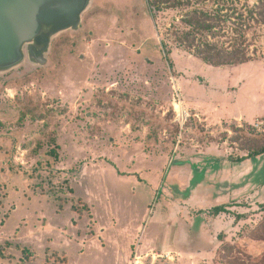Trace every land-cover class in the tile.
Wrapping results in <instances>:
<instances>
[{"label": "rangeland", "instance_id": "1", "mask_svg": "<svg viewBox=\"0 0 264 264\" xmlns=\"http://www.w3.org/2000/svg\"><path fill=\"white\" fill-rule=\"evenodd\" d=\"M263 147L264 0H93L0 70V264H264Z\"/></svg>", "mask_w": 264, "mask_h": 264}, {"label": "water", "instance_id": "2", "mask_svg": "<svg viewBox=\"0 0 264 264\" xmlns=\"http://www.w3.org/2000/svg\"><path fill=\"white\" fill-rule=\"evenodd\" d=\"M93 0H0V70L43 64L52 37L76 29Z\"/></svg>", "mask_w": 264, "mask_h": 264}, {"label": "trees", "instance_id": "3", "mask_svg": "<svg viewBox=\"0 0 264 264\" xmlns=\"http://www.w3.org/2000/svg\"><path fill=\"white\" fill-rule=\"evenodd\" d=\"M210 49H214V48H210ZM231 53V54H222L219 51L213 53V54H204V52H200V57L203 59V61L208 62L209 64L215 65V66H220V65H230V64H238V63H242L247 61V57H245L244 54H240V53ZM227 56L228 58L225 59H220L221 56ZM258 154H263L264 155V147L261 148L260 150H258L257 152H255L252 156L253 159L256 158L255 155ZM248 157V156H247ZM241 159H244L243 157ZM261 171V170H260ZM260 171L256 172V178L255 181L257 182H261L260 179ZM259 175V176H258ZM263 181V180H262ZM185 194L187 192H184ZM227 205H216L215 207H213V213L214 214H219L220 212H224L226 209ZM75 208V207H74Z\"/></svg>", "mask_w": 264, "mask_h": 264}, {"label": "crops", "instance_id": "4", "mask_svg": "<svg viewBox=\"0 0 264 264\" xmlns=\"http://www.w3.org/2000/svg\"><path fill=\"white\" fill-rule=\"evenodd\" d=\"M216 67H218V66H216ZM226 103L228 104V108H229L231 105H232L231 108H235L233 102H226Z\"/></svg>", "mask_w": 264, "mask_h": 264}, {"label": "bare ground", "instance_id": "5", "mask_svg": "<svg viewBox=\"0 0 264 264\" xmlns=\"http://www.w3.org/2000/svg\"><path fill=\"white\" fill-rule=\"evenodd\" d=\"M179 108V107H178Z\"/></svg>", "mask_w": 264, "mask_h": 264}]
</instances>
